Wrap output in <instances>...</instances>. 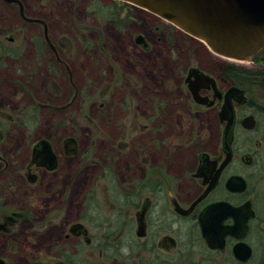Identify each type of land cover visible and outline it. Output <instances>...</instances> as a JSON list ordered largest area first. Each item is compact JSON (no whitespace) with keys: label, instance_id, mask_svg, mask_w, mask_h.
Here are the masks:
<instances>
[{"label":"flooded vegetation","instance_id":"obj_1","mask_svg":"<svg viewBox=\"0 0 264 264\" xmlns=\"http://www.w3.org/2000/svg\"><path fill=\"white\" fill-rule=\"evenodd\" d=\"M84 7L135 27L133 59L104 69L90 26L53 32L48 1L0 0L13 19L0 21V264H264V50L226 58L129 2ZM160 33L211 61L189 57L172 99L147 86ZM77 71L91 72L86 98ZM44 111L62 118L30 130Z\"/></svg>","mask_w":264,"mask_h":264},{"label":"rangeland","instance_id":"obj_2","mask_svg":"<svg viewBox=\"0 0 264 264\" xmlns=\"http://www.w3.org/2000/svg\"><path fill=\"white\" fill-rule=\"evenodd\" d=\"M45 1H48V5H50L54 9L52 15L55 19L51 21V25H52L51 30L53 32L66 31L67 28L70 26V24L76 21L81 22L80 24L90 26L91 32L93 33L94 31L97 32L99 51L103 52L102 56L98 52L97 60L99 61L101 67H103L104 69L110 68V63L118 64V65H122L123 63L125 64L126 57H131L133 59L134 57L133 53L135 52L134 50H132L131 46L128 45L127 39H128V34L131 33L133 30H135V27L116 28L111 23L107 22L100 15L84 16L83 15V12L85 11L84 6L88 3L89 0L88 1L83 0L80 3L79 0H45ZM57 1L59 2L58 4L64 5V7L58 5ZM72 2H74L75 4H74V9L71 12L69 11L68 6L72 5ZM39 10H41V8H39ZM59 10L61 11L62 16L59 14ZM42 14L45 16L43 10H42ZM12 20L13 19L8 15L7 17H3L2 15H0L1 22L12 21ZM144 20L146 21V23L150 21L148 17H146ZM122 34L124 38L123 37L120 38ZM158 36L161 38V40L158 43L153 44L155 48V51L153 52V56L156 58V61L158 59L160 60L161 70L158 71V69H156V66L153 63L154 60L153 56L149 57L150 61L148 60L144 61L145 64L144 66L148 70H152L153 72H159V80H156L154 83V81L148 78L152 83H150L149 85L147 84V86L151 87L150 90L152 91L158 89L159 86V91H161L160 95L172 99L173 96L175 97L177 96V91L176 89H174V91L171 92L167 90L166 86L173 85V87H175L177 85V82H175V80L178 79V71H180L182 66L185 65L190 60L189 57H191V62L194 63L199 62L204 67L209 69L211 66L210 56L209 59H207L206 55L204 54V52H207V50L205 49V47L197 48L198 47L196 45L197 43L192 44V49L189 53L186 52L185 47L179 44L176 40L170 42L167 33H160L158 34ZM165 38L169 41L168 45L166 44ZM171 55L174 57V59H172L173 57L171 58ZM90 74L91 72L82 73L80 71H77L73 74L75 82L83 87L82 91L84 93L82 94L83 97L85 98L89 96V86L86 79ZM83 75L85 77H83ZM44 79L46 80V78ZM50 83L52 84L51 80ZM45 89H46L45 83L44 84L41 83L38 89H36V90H40V92L36 94L38 98L41 100L44 98V96H47ZM58 90L60 91L59 99L62 100L64 98L65 88L61 87V89ZM41 92H43L42 95ZM83 97L80 96L78 102H81ZM177 108H178L177 105L173 107V109H177ZM43 113L44 114L42 115L37 114L34 117V120L30 122L28 127L30 128V130H34L37 133H41L46 127H50L52 123H57L62 118L61 114H56L52 117L50 114H48L50 112L45 114L46 112L44 111ZM23 127L25 126L17 125V128L19 129ZM197 130L201 131L203 133L202 135L207 138L206 146L210 148L213 147L214 138H215L213 122L208 124L207 121L204 120L203 125L198 122ZM16 138L20 139L21 136H16Z\"/></svg>","mask_w":264,"mask_h":264},{"label":"water","instance_id":"obj_3","mask_svg":"<svg viewBox=\"0 0 264 264\" xmlns=\"http://www.w3.org/2000/svg\"><path fill=\"white\" fill-rule=\"evenodd\" d=\"M121 1L170 22L216 55L250 60L264 50V0Z\"/></svg>","mask_w":264,"mask_h":264}]
</instances>
